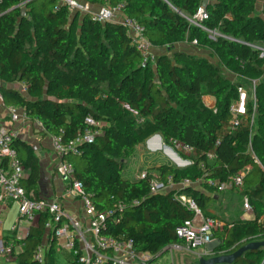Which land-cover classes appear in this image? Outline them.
<instances>
[{
	"label": "trees",
	"instance_id": "16d2710c",
	"mask_svg": "<svg viewBox=\"0 0 264 264\" xmlns=\"http://www.w3.org/2000/svg\"><path fill=\"white\" fill-rule=\"evenodd\" d=\"M21 1L0 0V79L11 85L1 90L7 102L42 123L43 133L65 140L86 127L88 115L103 122L94 143L67 156L99 208L124 202L120 221L111 219L103 234L133 239L138 249L159 256L165 245L177 241L176 227L192 217V211L173 198V190L150 193L144 179L124 176L116 158L134 156L137 144L160 133L168 144L172 137L192 144V162L184 168L163 163L146 170L172 175L176 182L202 176L198 187L182 186L179 191L194 196L207 215L203 189L212 187L204 180L222 182L250 167L244 186L253 217L239 218L220 232L217 249L235 246V251L264 239V56L255 46H264V0L260 10L258 0H209L203 27L192 23L203 0H85L92 6L122 3L124 16L145 25L153 46L167 49L154 51V60L146 66L121 21L102 22L89 13L74 17L67 8L54 11V0H29L23 15ZM194 40L217 61L176 48ZM231 76L247 79L251 88L256 81V102L251 93L234 128L230 105L238 102L242 85ZM19 83L27 86V96L12 86ZM206 94L216 98L214 107L204 103ZM16 144L30 168L26 184L32 189L39 177L38 157L28 143ZM48 218L43 212L31 226L15 257L18 264H41L34 252L47 233ZM47 259L48 252L42 264H48ZM263 260L264 249H255L233 264Z\"/></svg>",
	"mask_w": 264,
	"mask_h": 264
},
{
	"label": "built area",
	"instance_id": "2783aa9c",
	"mask_svg": "<svg viewBox=\"0 0 264 264\" xmlns=\"http://www.w3.org/2000/svg\"><path fill=\"white\" fill-rule=\"evenodd\" d=\"M29 0H22L19 6L24 7ZM93 6L85 0H54L53 10L60 11L67 8L71 14L78 12L81 16L91 14L94 20L107 21L119 20L129 30L132 42L142 53V65L146 66L150 60H154V46L148 39L146 27L137 19L130 16L118 18L119 12H122L123 4L116 6L103 5L99 9L94 10ZM208 18L205 6H201L192 19V23L202 26V21ZM208 29V28H207ZM211 37L217 34L215 30H211ZM197 43V40H194ZM260 51V56H264V46L255 45ZM253 94L252 98L256 102V81H252ZM27 86L22 84L21 90L25 92ZM239 100L237 103H231L230 111L233 114L231 127L234 128L240 124V114L244 113L245 92L242 86H239ZM243 93V94H242ZM242 94V95H241ZM129 107V106H128ZM139 124L144 122V118L137 116L133 111ZM10 115L14 121L20 120L21 117L27 118L26 111H20L17 107H10ZM86 127L77 133L75 137L65 140L62 135H53V147L56 153L61 157L57 164V172L68 179L66 187V195L79 198L84 207L87 222L76 216L69 215L61 207V203L57 200H49L46 198H38L31 196L22 181L26 176V166L21 158L17 147L14 145L18 137V130L7 126L0 127V204L6 205L10 201L18 202L19 216L14 228L17 230L23 221L28 222L30 226L36 223L39 215L43 212L49 214L46 221V230L56 238L64 237L66 246L74 255L73 264H159L157 262L158 254L153 255L148 251L137 248L133 239L116 237L113 235H105L103 231L108 228L110 220L119 222L121 219L124 202L118 201L117 207L102 210L94 202L87 193L84 182L76 177V168L72 161L67 159L69 155H78L82 151L84 144H92L96 140L97 135L102 132L103 122L96 119L92 115L85 118ZM42 125V123L40 122ZM169 145L177 148L187 154L194 152V146L190 143L182 142L178 138L172 137ZM212 157V153L207 154ZM254 158L258 160V157ZM192 160L188 161L191 163ZM249 171V167H245L237 173L233 174L227 180L218 182L217 180H204L212 190L209 193L222 192L229 189L241 190L244 187L245 176ZM139 179H144L149 188L150 193H164L173 190V198L191 210L193 215L186 218L176 227L177 241L169 243L163 247L161 253L167 252L171 256L173 263V253L177 251L199 252V258L212 254L220 255L233 252L232 247L217 249L218 244H222L221 238L216 233L224 231L227 227H231V223H227L223 219L207 215L198 205L194 196L180 192L182 186L198 187L203 181V177L191 179L186 177L176 182L172 175L160 176L156 171L149 172L143 170ZM115 199L114 195H111ZM134 203H140V199H134ZM243 206L246 210H252L249 197L246 195L243 199ZM30 230L22 231L17 234L16 239L20 244L16 250L13 241L7 243L0 237V255L9 257L16 256L23 248L24 238L29 234ZM216 245L211 249V245ZM220 244V245H221ZM46 246L38 245L34 252V258L37 262L43 263L45 260ZM264 260L262 263L263 264Z\"/></svg>",
	"mask_w": 264,
	"mask_h": 264
},
{
	"label": "crops",
	"instance_id": "0c3cea01",
	"mask_svg": "<svg viewBox=\"0 0 264 264\" xmlns=\"http://www.w3.org/2000/svg\"><path fill=\"white\" fill-rule=\"evenodd\" d=\"M99 6L98 9L103 5H95ZM258 9H261V0H258ZM260 7V8H259ZM94 9V8H93ZM97 10V9H94ZM79 14V13H78ZM124 15L122 12H119L118 18H122ZM176 48L185 50L189 53L200 55L207 57L211 61H217V57L214 56L209 49L201 48L193 43H180L176 44ZM167 50L166 48H156L154 46L155 53L162 52ZM1 86L8 87L10 84H6L0 79V127L7 126L16 128L18 130V137L16 138L14 145L16 146V141L19 144L21 142L28 143L32 148L34 154L38 157L39 160V177L37 179L36 185L31 189L27 187L26 181L30 174V168H26V176L23 179L22 183L25 186L27 192L33 196L38 198H46L49 200H57L61 203V207L63 210L69 215L76 216L82 220V222H87L85 217L83 203L79 198L71 197L66 195V187L68 185V179L64 176L60 175L57 172V164L60 161V156L56 153L53 147L52 134L43 133V126L40 124L38 120H33L30 117L24 118L21 117L20 120L14 121L10 115V107L15 106L21 112L24 111L19 105L13 104V102H7L6 96L1 90ZM14 88L18 89L21 94H25L21 90L22 84H13ZM203 101L210 107H214L216 105V98L212 95H204ZM160 134V133H159ZM161 135V134H160ZM171 147V149L169 147ZM165 143L163 136L161 138L158 136H150L145 141L136 145V149L134 152L133 162L130 164L128 168V173H132L137 175L140 170H146L148 167L157 166L163 163L174 164L176 166H180L181 164H188L190 161L189 158H186L185 155L187 153L170 146ZM17 147V146H16ZM140 161L142 163H140ZM124 167V165H123ZM127 170L126 166L124 167V173ZM141 171V172H142ZM127 177V176H126ZM139 179L134 178L132 180ZM229 190H237V189H229ZM227 190L222 192H214V194L206 191L205 196L208 197L207 202V212L208 214H212L211 205L223 198L219 193H226ZM241 191V190H240ZM205 193V192H204ZM204 195V194H203ZM211 197V198H209ZM246 210V209H245ZM249 217H245V214L240 216V219H248L253 217V211L248 212ZM229 215V212L227 213ZM251 215V216H250ZM19 216V204L18 202L10 201L6 205L0 204V237L9 243L13 241L16 250L18 249V245L20 244L19 240L16 239L17 234L22 232L23 230H30L31 225L28 222L23 221L21 226L16 230L14 228L17 223V218ZM219 217L218 215H214ZM221 218V217H219ZM223 219V218H221ZM225 221V219H223ZM219 232V231H218ZM218 232L216 234H218ZM42 244L46 246L45 253L48 252L49 259H47L48 264H73L74 255L70 251V249L66 246V239L64 237L56 238L48 231L45 234ZM221 244V243H220ZM218 244V247L220 246ZM216 245H211V249H214ZM217 247V248H218ZM180 252V251H177ZM189 252V251H188ZM166 255L168 256L167 258ZM216 254H212L206 256V258L212 257ZM6 257H9L5 255ZM16 256L9 257L11 259H16ZM200 261V258L198 259ZM157 262L159 264H173L171 261V256L167 252L161 253L157 257Z\"/></svg>",
	"mask_w": 264,
	"mask_h": 264
},
{
	"label": "rangeland",
	"instance_id": "374dc122",
	"mask_svg": "<svg viewBox=\"0 0 264 264\" xmlns=\"http://www.w3.org/2000/svg\"><path fill=\"white\" fill-rule=\"evenodd\" d=\"M99 6H93L92 8L98 9ZM215 38V37H212ZM231 79L235 82L241 83L243 89H244V94H245V100L249 99L250 94H253V87L251 88L250 83L248 82L247 79L237 77V76H231ZM243 94V93H242ZM241 94V95H242ZM27 96L28 94L25 93ZM165 141V140H164ZM166 143V142H165ZM168 144V143H166ZM186 158H189L192 160L191 154L185 155ZM118 161H121V163L126 166L127 170L124 173V176L129 179H134L137 178L141 171L140 170L137 175L128 173V168L130 167V164L133 162L134 157H126L121 158V157H116ZM140 163H142L140 161ZM191 163H186V164H181L180 168L187 167ZM250 168V167H249ZM246 187L244 186L241 191L240 190H227L226 193H219L223 198H220L216 202H214L211 205V213L214 215H218L219 217L225 219L227 223H232L233 221L237 220L240 218L242 214H245V217H249L248 212H252V210H245L243 204V199L246 196ZM229 212V215L227 213ZM251 216V215H250ZM218 238H220V232L216 235ZM168 256L166 255L167 258ZM199 252H191V251H180V252H175L173 253V264H199ZM0 264H18V261L16 259H11L9 257H6L5 255H0Z\"/></svg>",
	"mask_w": 264,
	"mask_h": 264
},
{
	"label": "water",
	"instance_id": "95a60500",
	"mask_svg": "<svg viewBox=\"0 0 264 264\" xmlns=\"http://www.w3.org/2000/svg\"><path fill=\"white\" fill-rule=\"evenodd\" d=\"M209 0H203V6H206ZM22 14H26V8H21ZM78 14V12H75L73 16L75 17ZM84 14L83 16H85ZM158 136L161 138V135L159 133H156L152 136ZM167 145V144H166ZM167 147H169L167 145ZM171 149V147H169ZM255 249H264V239L263 240H253L250 241L242 246H240L238 249L231 253L226 254H220V255H214L212 257L206 258L202 257L200 258L199 264H233L238 258L244 256L245 253L255 250Z\"/></svg>",
	"mask_w": 264,
	"mask_h": 264
}]
</instances>
